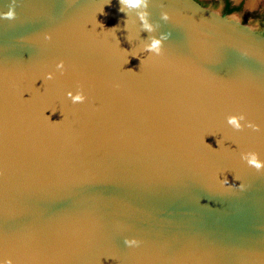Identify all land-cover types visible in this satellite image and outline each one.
I'll use <instances>...</instances> for the list:
<instances>
[{
  "label": "water",
  "instance_id": "water-1",
  "mask_svg": "<svg viewBox=\"0 0 264 264\" xmlns=\"http://www.w3.org/2000/svg\"><path fill=\"white\" fill-rule=\"evenodd\" d=\"M146 3L0 17V261L264 264V169L241 159L264 161V34L196 0Z\"/></svg>",
  "mask_w": 264,
  "mask_h": 264
},
{
  "label": "clouds",
  "instance_id": "clouds-1",
  "mask_svg": "<svg viewBox=\"0 0 264 264\" xmlns=\"http://www.w3.org/2000/svg\"><path fill=\"white\" fill-rule=\"evenodd\" d=\"M121 2L129 8H141V7L147 6L146 0H121ZM15 3H16V0H12V3L9 5L8 10L6 12L0 13V17H3L5 19H9V20L14 19L15 15H16L15 10H14ZM120 11H123V9L121 8ZM101 12H102V9H101ZM138 15L140 17V21L143 25L144 30L151 32L153 30L152 25L147 21L146 13L140 12V13H138ZM161 15H162V18L164 20L168 19V13L167 12H163ZM100 27L103 28V25H100ZM45 39H51L50 35L45 34ZM160 47H161V40L159 38L152 37L150 40V43H148L146 45V50L149 52H156L157 54H159ZM55 68L62 73L64 70V62L62 60L58 61L55 65ZM53 78H54L53 72H47L45 74V79L52 80ZM68 95L71 96L73 103H82L85 100V96L81 92H77L75 95H72V93L69 92ZM52 112H55V110H52ZM46 117L48 120H50V117H48V116H46ZM241 120H244L243 115H241L239 117L230 116L228 118L229 124L232 125V127L234 129H237V130H240L244 126L240 123ZM52 122L56 123L58 121H52ZM247 126L250 128H253V129L257 128V126L255 124H252L251 122H247ZM241 159L246 160V162L249 166L254 167L258 171L261 169H264V161H260L257 158V155L255 152L242 153ZM233 179L239 180V177L233 176ZM223 183L225 185L230 184L226 176L223 178ZM238 186L240 188L244 187V185L242 183H240ZM138 243L139 242L137 240H135L134 238L133 239H125V244L129 247H134V246L138 245ZM0 264H12V261L10 259H5L4 261H0Z\"/></svg>",
  "mask_w": 264,
  "mask_h": 264
},
{
  "label": "rangeland",
  "instance_id": "rangeland-1",
  "mask_svg": "<svg viewBox=\"0 0 264 264\" xmlns=\"http://www.w3.org/2000/svg\"><path fill=\"white\" fill-rule=\"evenodd\" d=\"M209 8L220 12L223 0H203ZM237 6L232 12L224 13L232 16L241 24L247 25L255 31L264 34V0H257L249 5V0H231Z\"/></svg>",
  "mask_w": 264,
  "mask_h": 264
},
{
  "label": "flooded vegetation",
  "instance_id": "flooded-vegetation-1",
  "mask_svg": "<svg viewBox=\"0 0 264 264\" xmlns=\"http://www.w3.org/2000/svg\"><path fill=\"white\" fill-rule=\"evenodd\" d=\"M196 1H198L201 5L209 7L208 4L203 0H196ZM236 8H237V6L232 4L231 0H223L222 7L220 9V13H223V14L229 13V12H232Z\"/></svg>",
  "mask_w": 264,
  "mask_h": 264
},
{
  "label": "bare ground",
  "instance_id": "bare-ground-1",
  "mask_svg": "<svg viewBox=\"0 0 264 264\" xmlns=\"http://www.w3.org/2000/svg\"><path fill=\"white\" fill-rule=\"evenodd\" d=\"M257 0H249V5H252L253 3H255Z\"/></svg>",
  "mask_w": 264,
  "mask_h": 264
}]
</instances>
